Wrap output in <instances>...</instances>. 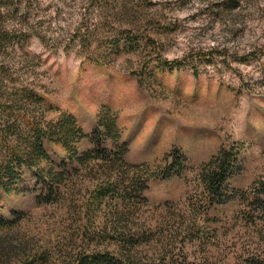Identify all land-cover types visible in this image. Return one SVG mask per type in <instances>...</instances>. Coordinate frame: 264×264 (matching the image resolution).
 Returning a JSON list of instances; mask_svg holds the SVG:
<instances>
[{
    "label": "rangeland",
    "instance_id": "1",
    "mask_svg": "<svg viewBox=\"0 0 264 264\" xmlns=\"http://www.w3.org/2000/svg\"><path fill=\"white\" fill-rule=\"evenodd\" d=\"M39 2L40 37L11 61L43 98L38 114L71 116L79 154L111 149L101 124L113 122L124 161L139 168L112 173L106 190L96 166L45 143L64 176L41 182L22 166L16 189L0 192L10 223L0 264H70L94 250L122 208V177L137 190L136 264H264V0ZM77 29L95 32L89 50ZM225 156L229 198L205 206L203 174Z\"/></svg>",
    "mask_w": 264,
    "mask_h": 264
},
{
    "label": "trees",
    "instance_id": "2",
    "mask_svg": "<svg viewBox=\"0 0 264 264\" xmlns=\"http://www.w3.org/2000/svg\"><path fill=\"white\" fill-rule=\"evenodd\" d=\"M40 12L39 0H0V192L10 193L16 189L22 166L33 168L41 182L55 184L62 181L64 175L55 171V167L49 162L44 148L45 143L59 145L71 152L70 162L96 166V171H100L104 176L101 185H105L107 190V185L113 184L110 179L112 173L119 172L126 176L127 169L139 168L124 161V153L120 151L114 133L115 124L111 121L101 124L105 138L113 141L111 149L102 148L77 153L76 145L85 137L81 128L69 115L49 122L44 121L38 114V109L44 106L43 98L30 83L20 80L21 73L11 62L14 59L23 61L27 58L26 50L30 39L33 36L40 37L39 32L35 30ZM75 33H79L81 42L89 50L90 39L95 32L87 31L86 35H81L80 29H77ZM137 43L136 41L129 43L127 47L131 49ZM107 44H110L111 50L119 49L122 45L116 41ZM229 162L228 156L223 157L217 165L210 162L211 168L203 174L205 206L223 203L229 198V186L226 183L232 173ZM122 178L120 179L122 189L125 192L131 189L136 195L135 183L130 182L126 185L125 181L128 182V179ZM100 189L96 200L106 195V190ZM125 192L120 199L122 208L120 210L115 208L111 220L100 225L98 234L93 237L96 241L94 250L77 253L70 264L138 263L139 251L134 236L138 226L132 222L135 219L133 207L137 205V200L129 196V192ZM6 225L10 223L0 215V229ZM107 239L110 241L106 243V249L98 250L102 245L101 240L104 242Z\"/></svg>",
    "mask_w": 264,
    "mask_h": 264
}]
</instances>
